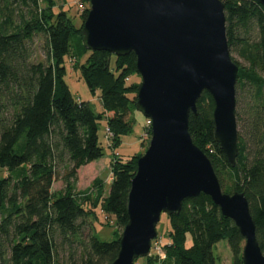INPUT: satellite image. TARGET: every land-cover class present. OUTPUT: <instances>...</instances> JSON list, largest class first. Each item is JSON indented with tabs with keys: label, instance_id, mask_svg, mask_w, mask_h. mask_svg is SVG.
<instances>
[{
	"label": "trees",
	"instance_id": "1",
	"mask_svg": "<svg viewBox=\"0 0 264 264\" xmlns=\"http://www.w3.org/2000/svg\"><path fill=\"white\" fill-rule=\"evenodd\" d=\"M221 1L229 53L243 62L231 58L238 67L235 166L229 167L214 140L213 101L205 92L196 114L189 115L188 132L223 192L246 198L264 255V8L256 0ZM87 13L88 8L77 28L54 0H0V170L7 173L0 177V264H110L119 251L120 235L102 242L95 224L103 223L101 214L105 224L112 219L117 231L123 230L141 154L109 163L108 192L100 178L77 190V172L103 156L99 121L105 122L113 148L131 131L139 75L132 53L87 51L80 62L71 40L84 49L80 30ZM37 37L43 39L45 59L34 63L31 46ZM68 59L90 94H98L100 113L70 93L64 82ZM57 182L62 188L53 192ZM165 218L169 231L162 256L150 253L134 264H215L212 250L222 240L232 264H242L243 238L209 197L187 199L178 215Z\"/></svg>",
	"mask_w": 264,
	"mask_h": 264
},
{
	"label": "water",
	"instance_id": "2",
	"mask_svg": "<svg viewBox=\"0 0 264 264\" xmlns=\"http://www.w3.org/2000/svg\"><path fill=\"white\" fill-rule=\"evenodd\" d=\"M264 8V0H256ZM80 30L86 51L130 53L140 77L135 111L151 122L150 141L137 159L128 194V221L110 264L150 256L162 215L203 194L243 238L242 264H264L255 224L242 193H224L206 155L188 132L205 92L213 101L214 140L230 168L237 157L235 83L221 0H88Z\"/></svg>",
	"mask_w": 264,
	"mask_h": 264
},
{
	"label": "rangeland",
	"instance_id": "3",
	"mask_svg": "<svg viewBox=\"0 0 264 264\" xmlns=\"http://www.w3.org/2000/svg\"><path fill=\"white\" fill-rule=\"evenodd\" d=\"M57 9H64L74 19V23L78 28L80 26V20L78 19L82 12L88 8L89 5L81 0H54ZM89 4V3H88ZM75 17V18H74ZM72 52L77 56L80 62H83L88 53L82 46L79 45L76 39L71 40ZM32 62L44 61V43L41 37H37L32 42ZM231 58L236 62L243 64L242 60L239 59L235 54L231 53ZM73 60H67L66 62V76L64 82L68 86L70 93L76 101L89 102L92 109L96 113L101 112V104L98 99V94L91 95L88 91L85 83L80 78L79 72H75L72 68ZM134 82L140 83V77L135 78ZM132 129L131 131L121 139V143L116 148L111 147L109 140L110 136L106 129L105 122L99 121L97 128L98 143L103 149V156L97 161L92 162L77 172V190L83 191L90 186V183L100 178L105 182L106 192L109 190L111 183V173L109 163L114 161L116 158L121 160H127L128 158L145 153L148 148L150 137L146 135L145 121L146 119L137 111L132 110L131 112ZM139 154V155H140ZM7 173L0 170V177H6ZM225 185L227 184L224 182ZM62 188L61 182H57L52 186V191L56 192ZM102 224H95V236L102 242H111L115 240L117 235L122 233V230L117 231L114 220H110L108 224H105L103 215H98ZM157 239L151 244V255L162 256V246L168 240L169 225L165 218L162 216L157 225ZM213 256L215 258V264H232V255L228 248L226 240H222L213 247ZM137 264H143L140 260Z\"/></svg>",
	"mask_w": 264,
	"mask_h": 264
},
{
	"label": "built area",
	"instance_id": "4",
	"mask_svg": "<svg viewBox=\"0 0 264 264\" xmlns=\"http://www.w3.org/2000/svg\"><path fill=\"white\" fill-rule=\"evenodd\" d=\"M150 127H151V122L149 121V120H146L145 121V130L146 129H150ZM110 136V135H109Z\"/></svg>",
	"mask_w": 264,
	"mask_h": 264
},
{
	"label": "crops",
	"instance_id": "5",
	"mask_svg": "<svg viewBox=\"0 0 264 264\" xmlns=\"http://www.w3.org/2000/svg\"><path fill=\"white\" fill-rule=\"evenodd\" d=\"M90 164H92V163H90Z\"/></svg>",
	"mask_w": 264,
	"mask_h": 264
}]
</instances>
